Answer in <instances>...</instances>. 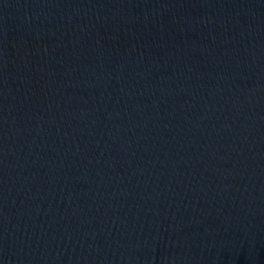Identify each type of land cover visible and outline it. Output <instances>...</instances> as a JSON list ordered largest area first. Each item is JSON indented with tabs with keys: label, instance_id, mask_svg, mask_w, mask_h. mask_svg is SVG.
<instances>
[{
	"label": "water",
	"instance_id": "95a60500",
	"mask_svg": "<svg viewBox=\"0 0 264 264\" xmlns=\"http://www.w3.org/2000/svg\"><path fill=\"white\" fill-rule=\"evenodd\" d=\"M0 264H264V0H0Z\"/></svg>",
	"mask_w": 264,
	"mask_h": 264
}]
</instances>
